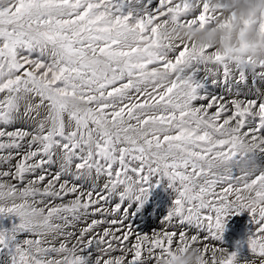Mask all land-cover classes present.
I'll return each instance as SVG.
<instances>
[{
  "label": "snow or ice",
  "instance_id": "6c2138e0",
  "mask_svg": "<svg viewBox=\"0 0 264 264\" xmlns=\"http://www.w3.org/2000/svg\"><path fill=\"white\" fill-rule=\"evenodd\" d=\"M222 11L218 0H0V264H171L189 248L200 264H236L183 229L220 241L241 213L264 264V91L196 103L221 75L264 82V60L179 35ZM162 179L175 193L167 227L140 234L131 208ZM89 210L101 218L69 231Z\"/></svg>",
  "mask_w": 264,
  "mask_h": 264
},
{
  "label": "rangeland",
  "instance_id": "374dc122",
  "mask_svg": "<svg viewBox=\"0 0 264 264\" xmlns=\"http://www.w3.org/2000/svg\"><path fill=\"white\" fill-rule=\"evenodd\" d=\"M218 4L220 6H222L223 11L221 13V16L219 15L215 19V21L213 20L211 22L212 23L211 25L209 24L207 26V27L212 29V33H213V34L211 33V35H212L211 38L212 39L210 40V42L200 43L199 42V37L196 35V33L192 32L191 29L182 30V34H183L182 36L185 37V34H186L185 38L186 39L187 38L193 39L198 46L199 45H211V46H214L215 48H217L224 55H226V54H227L226 56L229 55L230 58H232L233 60L239 59V56H240V58H243V57L249 58L250 56L252 57L254 54L250 50L251 49V45H249L248 43H245V39L247 38L246 42L247 41L249 42L248 33L251 30H253V29H255V31L258 32L260 37L264 38V14H262L258 20L253 17L251 12H248L247 16H245L243 14L245 12V10L246 9H251L252 7H254V5L250 3V0H230V2H229V0H218ZM153 5L158 6V0H153ZM223 21H224V23H223ZM221 24H224V25H221ZM219 25H220V27H218ZM234 25H237L238 27L233 28ZM225 26H227V28ZM216 28L219 29V31H217ZM228 28H229V30L231 32L229 30H227ZM205 29L206 28L197 29V32L199 30H205ZM224 31H225L226 34L224 33ZM222 32L225 34L224 37L222 36L223 35ZM227 34L230 36V38H229V36ZM245 36H246V38H245ZM225 37H226V39H225ZM219 38H220V40L221 39L223 40V38H224L225 41L224 40L223 41L226 42V43H224V42H223L224 44L220 43L219 42ZM231 38H232L233 41L231 40ZM236 38H238V39H236ZM235 47L237 48V51H236ZM232 48H234V49H232ZM238 48H239V50H242V51H239ZM228 49H230V50H228ZM231 50H233V51H231ZM234 51H236V52H234ZM249 53H250V55H249ZM255 57H256L255 55L252 57L253 61H257L256 60L257 57L256 58ZM262 59H264V58H261V60ZM203 75H204L203 71H201L200 76H203ZM237 78H238V76H237ZM259 83H261V84H259ZM242 86H243V89L241 88ZM263 86H264V82H263V85H262V82H260V81H257V83L255 85H253L252 84V78H251L250 75L248 77V81H247L246 85L244 83L237 84V83L234 82V80L229 82L228 84H226L224 82L223 76L221 75L219 77V83L213 84L211 82V79H209V81L207 83L206 88H208V89H206V94L208 95L209 100L197 101L196 103L197 104H206V103L210 102V98L211 97L215 96V97H218V98H223L224 99L223 101L230 106L229 102L231 100H234V99L246 100V99L255 98V96L252 95V92H255V89H257V88H259L260 90L262 89L261 91H263L264 90ZM235 88H237V90ZM212 89H213V91H212ZM244 89H245V91H243ZM250 89L253 90V91L250 92ZM245 92H248V93H245ZM246 94H247L248 98H247V96H245ZM209 111L214 112L215 108L210 109ZM263 155L264 154H261V153H257L256 154L258 162H260L262 165H264V156ZM52 170L55 171V168H53ZM99 184H101V183L99 182ZM84 186H85V188H88V187H90V184L89 183H85ZM101 187H102V185H101ZM100 189L103 190V188H100ZM174 198H175V193L168 187L167 180H163V179L160 180V182L149 191L148 200L143 204L142 207L139 208V211L135 210L136 209L135 205L132 206L131 211L134 213V215H133L134 217L129 218L128 223H130L133 226V228L138 233L144 234V235L145 234L146 235H152L153 232L161 231L162 227H166V226L162 225L161 221H163L165 216L168 214L169 209L172 206ZM66 199H71V197H68ZM57 202H59V201H57ZM117 202H118L117 200L111 199L107 204L104 205V207L106 209H108L109 211H112L114 209V207H115V204ZM101 203H103V202H101ZM163 214H164V216H163ZM105 215H107V213H105ZM115 215L122 216L123 212L121 211L119 214L114 213V216ZM114 216H107V218L108 219H112V218H114ZM94 218L95 219H100L101 216H100L99 213L93 215L91 213V210H89V214L87 216L82 217L79 221H76L74 226L71 227L72 229L70 227H69V229L71 231L74 230L77 233V232H79V231H77V229L81 230L87 224L91 223V220L94 219ZM226 219H225V221H226L225 222V230L223 232V235H222V238H221L220 241L212 240L208 236V233H207L206 229L201 231V232L202 233L204 232L203 234L206 233L205 235L207 236V238L209 240H211V242L213 241L212 242L213 243L212 246L215 245V247H216V245H217L216 243L221 242L223 245L222 244H221L222 246H218L217 245V248H220V249L228 252L229 254H232L235 251V253L237 254L236 264H255V261L252 258L253 256H250L251 254H249L250 250L248 249V247H246L247 245L244 243L246 241V239L248 238L249 233H251L252 229H255V225H252L251 222H250V216L247 213H241L240 215H232V216L226 217ZM14 222H18V221H15V218H5L2 221V224H3L4 227H11V225ZM101 227H114V226L105 224V225H102ZM191 235H193V234H190L189 236H191ZM26 238H31V237L29 236V237H26ZM175 239H176V243L178 244L179 243L178 237L175 238ZM207 244L208 243H206V245ZM240 245H242V246H240ZM158 251L159 250H157V252ZM242 251H244V253H242ZM240 253H241V255H240ZM246 253L248 254V256H246L247 255ZM116 254H118V253H116ZM210 255H211V253H210ZM251 259H253V260H251ZM150 264H155V260L153 259L152 261H150Z\"/></svg>",
  "mask_w": 264,
  "mask_h": 264
},
{
  "label": "clouds",
  "instance_id": "9594fccd",
  "mask_svg": "<svg viewBox=\"0 0 264 264\" xmlns=\"http://www.w3.org/2000/svg\"><path fill=\"white\" fill-rule=\"evenodd\" d=\"M230 2V0H229ZM250 3L254 5L251 9H246L243 13L247 16L248 12H251L255 19H259L262 14H264V0H250ZM238 27L234 25V28ZM192 32L196 33L199 37L200 43H207L211 40L212 29L206 27L205 30H197ZM219 31V30H217ZM248 39L251 45L252 53L257 57V59L264 58V38L260 37L255 29L248 33ZM171 264H200L199 254L192 248L185 250L184 252H177L176 259L171 261Z\"/></svg>",
  "mask_w": 264,
  "mask_h": 264
},
{
  "label": "bare ground",
  "instance_id": "6f19581e",
  "mask_svg": "<svg viewBox=\"0 0 264 264\" xmlns=\"http://www.w3.org/2000/svg\"><path fill=\"white\" fill-rule=\"evenodd\" d=\"M221 16V15H220ZM225 16V15H224ZM221 18V17H220ZM222 19V18H221ZM223 20V19H222ZM215 21V20H214ZM227 21V20H226ZM222 22V21H221ZM223 23H224V21H223ZM233 23V22H232ZM212 24V23H211ZM210 24V25H211ZM220 24V23H219ZM221 25H224V24H221ZM213 26V25H212ZM218 27H220V25L218 26ZM223 27V26H222ZM221 27V28H222ZM226 28H227V26H225ZM206 28V27H205ZM234 28V27H233ZM217 29V28H216ZM217 30H219V29H217ZM227 30H229V28L227 29ZM221 31V30H220ZM230 31V30H229ZM231 32V31H230ZM184 33V32H183ZM223 33V32H222ZM224 33H225V31H224ZM223 33V37L225 36V34ZM239 33V32H238ZM237 33V34H238ZM213 34V33H212ZM231 34V33H230ZM233 34V33H232ZM179 35H183L182 34V30H180L179 31ZM216 35V34H215ZM228 35V34H227ZM236 35V34H235ZM212 36V35H211ZM217 36V35H216ZM229 36V35H228ZM234 36V35H233ZM185 37H186V34H185ZM229 38H230V36H229ZM228 38V39H229ZM233 38V37H232ZM232 38H231V40H232ZM245 38H246V36H245ZM212 39V38H211ZM217 39V38H216ZM225 39H226V37H225ZM225 39L223 38V40L225 41ZM235 39V38H234ZM236 39H238V38H236ZM222 39L220 40V38H219V42L220 43H223L224 41H223ZM244 40V39H243ZM246 40H247V38L245 39V43H248L249 45H250V42H246ZM233 41V40H232ZM237 41V40H236ZM235 41V42H236ZM229 42V41H228ZM213 43V42H212ZM224 43H226V42H224ZM223 43V44H224ZM232 43V42H231ZM237 43V42H236ZM217 44V43H216ZM233 44V43H232ZM239 45V44H238ZM226 46V45H225ZM235 46V45H234ZM237 46V45H236ZM224 47V46H223ZM238 47V46H237ZM248 47V46H247ZM231 48V47H230ZM236 48V47H235ZM224 49V48H223ZM222 49V50H223ZM232 49H234V48H232ZM243 49V48H242ZM228 50H230V49H228ZM238 50H239V48H238ZM231 51H233V50H231ZM236 51H237V48H236ZM236 51H234V52H236ZM239 51H242V50H239ZM249 52V51H248ZM235 54V53H234ZM233 54V55H234ZM227 55V54H226ZM237 55V54H236ZM249 55H250V53H249ZM248 55V56H249ZM229 56V55H228ZM254 56V55H253ZM252 56V57H253ZM230 57V56H229ZM251 57V56H250ZM251 57V59L253 60V58ZM239 58H240V56H239ZM243 58H245V57H243ZM256 58V57H255ZM255 60V59H254ZM256 60H259V59H256ZM261 60V59H260ZM262 60H264V59H262ZM204 74V73H203ZM235 82V81H234ZM259 84H261V83H259ZM246 85V84H245ZM249 85V84H248ZM247 85V86H248ZM262 85H263V82H262ZM212 86V85H211ZM236 86V85H235ZM240 86V85H239ZM244 86V85H243ZM243 86L241 87L242 89H243ZM257 86V85H256ZM245 87V86H244ZM252 87V86H251ZM260 87V86H259ZM264 87V86H263ZM210 88V87H209ZM232 88V87H231ZM240 88V89H241ZM246 88V87H245ZM249 88V87H248ZM253 88V87H252ZM262 88V87H261ZM206 89H208V88H206ZM236 90H237V88H235ZM264 89V88H263ZM249 90V89H248ZM256 90V89H255ZM262 90V89H261ZM212 91H213V89H212ZM241 91V90H240ZM239 91V92H240ZM243 91H245V89L243 90ZM253 91V90H252ZM264 91V90H263ZM249 92V91H248ZM248 92H245V93H248ZM245 96H247V94L245 95ZM244 96V97H245ZM254 96V95H253ZM247 98H248V96H247ZM245 99V98H244ZM254 99V98H253ZM224 100V99H223ZM241 100V99H240ZM228 101V100H227ZM264 156V155H263ZM101 184H99L100 185V188H102L101 187V185H103V183H104V180L103 179H101L100 181H99ZM101 191H103L102 189H100ZM113 200H117L118 201V198H113ZM164 206V205H163ZM167 206V205H166ZM136 210V209H135ZM165 210V209H164ZM166 211V210H165ZM151 212V211H150ZM161 212V211H160ZM158 214V213H157ZM160 214V213H159ZM153 215V214H152ZM163 216H164V214H163ZM134 217V216H133ZM131 218V217H130ZM227 220V219H226ZM129 221V220H128ZM135 221V220H134ZM162 222V221H161ZM226 222V221H225ZM230 223V222H229ZM232 224V223H231ZM160 225V224H159ZM164 226H166L167 227V225H164ZM78 227V226H77ZM76 227V228H77ZM71 228V227H70ZM148 228V227H147ZM72 229V228H71ZM74 229V228H73ZM70 230V229H69ZM152 230V229H151ZM171 230H178V229H171ZM187 234H196V235H198L199 237H200V241H201V243L202 244H206V243H208L207 244V246L209 247H213L212 245H213V241L211 242V240H209L208 238H207V236L205 235V234H203L201 231H199V232H197V230L195 229V228H193V227H189V226H184V229H183ZM71 231V230H70ZM74 231V230H73ZM77 231H80L79 229H77ZM146 231V230H145ZM157 231V230H156ZM75 232V231H74ZM149 232V231H148ZM152 232V231H151ZM78 233V232H77ZM229 233V232H228ZM231 234V233H230ZM146 235V234H145ZM228 235V234H227ZM229 236V235H228ZM230 237V236H229ZM235 237V236H234ZM231 240V239H230ZM218 246H222L223 244L221 243V242H218V243H216ZM222 244V245H221ZM217 245H216V247H217ZM215 246V245H214ZM240 246H242V245H240ZM232 247V246H231ZM247 247V246H246ZM235 250V249H234ZM235 252V251H234ZM241 252V251H240ZM247 252V251H246ZM242 253H244V251H242ZM248 253V252H247ZM246 253V254H247ZM245 254V255H246ZM249 254H251L250 256H252V253L249 251ZM208 255H209V257H210V253H208ZM239 255V254H238ZM240 255H241V253H240ZM243 255V254H242ZM246 256H248V254L246 255ZM248 258V257H247ZM253 258V257H252ZM245 259V258H244ZM243 260V259H242ZM251 260H253V259H251ZM245 262V261H244ZM249 262V261H248Z\"/></svg>",
  "mask_w": 264,
  "mask_h": 264
}]
</instances>
